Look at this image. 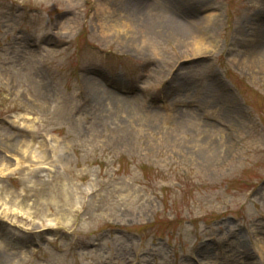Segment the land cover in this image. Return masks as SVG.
Wrapping results in <instances>:
<instances>
[{"label":"rangeland","instance_id":"374dc122","mask_svg":"<svg viewBox=\"0 0 264 264\" xmlns=\"http://www.w3.org/2000/svg\"><path fill=\"white\" fill-rule=\"evenodd\" d=\"M263 124L264 0H0V264H264Z\"/></svg>","mask_w":264,"mask_h":264},{"label":"bare ground","instance_id":"6f19581e","mask_svg":"<svg viewBox=\"0 0 264 264\" xmlns=\"http://www.w3.org/2000/svg\"><path fill=\"white\" fill-rule=\"evenodd\" d=\"M165 2L163 1V2H161V4H164ZM169 3V2H168ZM170 4V3H169ZM159 7H160V5H158ZM153 6H150V5H148V8H149V11H150V13L152 14V11H151V8H152ZM176 7V6H175ZM177 8V7H176ZM177 10L179 11V9L177 8ZM137 11L138 12H141L142 11V6H138L137 7ZM144 11V10H143ZM183 11V10H182ZM182 13H184V12H182ZM153 17H154V15H153ZM213 16H211V15H207V16H205V17H203V18H199L198 20H194V21H190V20H186L187 21V23L186 22H184V21H180V22H177V24H178V28L179 27H188L189 25H190V23L191 24H193V25H197V26H199L198 28H204V27H206V26H208V25H211L212 24V22H213V18H212ZM172 19V18H171ZM174 24L177 26V24H176V20L174 21ZM169 25H171V24H169ZM168 26V25H167ZM198 40H205V37L204 36H201V35H199L198 36ZM8 248H9V245H8V243H7V240L6 239H4V238H0V250H8Z\"/></svg>","mask_w":264,"mask_h":264}]
</instances>
